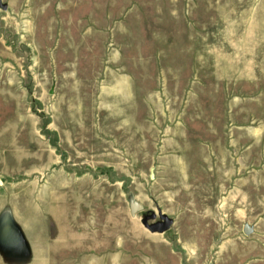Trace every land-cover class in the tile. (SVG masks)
I'll return each instance as SVG.
<instances>
[{
	"label": "rangeland",
	"instance_id": "374dc122",
	"mask_svg": "<svg viewBox=\"0 0 264 264\" xmlns=\"http://www.w3.org/2000/svg\"><path fill=\"white\" fill-rule=\"evenodd\" d=\"M1 3L0 264H264V0Z\"/></svg>",
	"mask_w": 264,
	"mask_h": 264
},
{
	"label": "water",
	"instance_id": "95a60500",
	"mask_svg": "<svg viewBox=\"0 0 264 264\" xmlns=\"http://www.w3.org/2000/svg\"><path fill=\"white\" fill-rule=\"evenodd\" d=\"M0 9L3 11L6 9V5L2 4L1 0ZM140 209L141 206L138 204L132 206V212L138 211ZM142 225L148 230L149 233L160 234L169 229L171 220L164 214H159L157 222L148 225L143 221ZM242 232L243 234L247 235L251 232V229L247 226H244ZM0 253L7 258L25 260L29 257V250L23 239V236L7 212H2L0 214Z\"/></svg>",
	"mask_w": 264,
	"mask_h": 264
}]
</instances>
